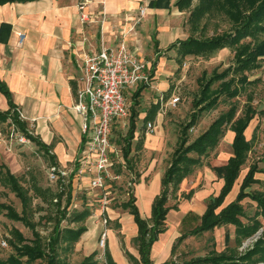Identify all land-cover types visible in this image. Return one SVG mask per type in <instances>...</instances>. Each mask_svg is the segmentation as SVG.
<instances>
[{
	"label": "crops",
	"instance_id": "crops-1",
	"mask_svg": "<svg viewBox=\"0 0 264 264\" xmlns=\"http://www.w3.org/2000/svg\"><path fill=\"white\" fill-rule=\"evenodd\" d=\"M175 1L14 0L0 3V81L5 84L9 93V98H7L0 90V111L8 110L11 103L14 105L20 120L25 125L27 134L46 147L47 154L42 151L49 158L51 166L64 169L68 163L74 162L72 169L66 171L69 177L65 183H62L63 188H67L70 179L73 180L75 170L83 159L82 118L72 107L74 92L82 87L80 80L82 53L95 52L102 36L109 47L116 46L122 39L133 55L147 61L150 78L148 84L150 85L146 87H150L158 78L164 77V88L157 92L159 99L151 103L147 110L139 111L137 119L141 118L142 125L136 128L133 140L136 143L132 146L133 141L131 142L129 156L131 169V163L136 166L137 177L132 193L134 206L139 217L144 221L151 219L152 204L160 194L162 177L170 165L180 137L178 136L175 140V148L170 161L167 162L165 153L168 154V152L164 150L166 142L160 131L155 130V120L162 115L163 96L161 92H168L171 84L167 78L168 74L157 75L159 69H156V63L160 60L153 59L151 62L145 59L146 54L156 58L159 52L155 51L165 49L161 46L163 33L168 34L165 36L166 43L183 40L190 34L186 33L183 28L188 10H179L175 6ZM140 9H144L143 15H140ZM136 20L139 21L137 24H135ZM18 33L22 34L21 39ZM136 89L137 87L131 88L126 92L131 97ZM248 103L251 105L250 101ZM154 104L157 105V109H154ZM147 111L154 113L153 118L148 121H153L150 133L140 131V128L145 126L143 118ZM257 112L260 111L256 109L255 115ZM251 120L244 131L245 138L250 144L252 138L247 139L246 132ZM229 131L232 134V143L234 133L227 129L225 134ZM231 143L229 144L231 152L226 162L232 156ZM113 147L114 157L120 164H124L118 146L113 145ZM4 153V148L0 143V165L9 169L7 161H4ZM152 156L154 157L151 158ZM223 165L213 166L203 171L193 184L190 181L192 186L187 188V179L193 173L192 170L182 179L177 191H169L166 202L168 211L165 216V230L158 235L150 248L149 259L152 264L186 262L174 261V249L181 241L196 235L192 234V231L199 227L208 199L217 197L223 187L224 181L215 171V168ZM242 167L234 183L237 185V191L234 196L229 197L234 188L233 185L230 193L224 198L223 207L236 199L241 181L250 166L241 177ZM258 174H264V172L255 174L257 180H259ZM118 208V210H108L109 219L116 221L115 226L118 232L116 234L112 229L108 230L107 250L114 264H133L129 261L128 255L136 260L139 259L134 242L138 234L137 225L128 211L122 210L119 206ZM192 221L195 225L187 231L188 224ZM79 226H84L86 230L74 244V250L80 251L81 255L86 258L95 253L92 246L93 240L89 237L93 231H97V226L94 224L91 229L87 227V224ZM221 227H216L211 231ZM211 231L200 232V234ZM233 231L236 240L234 227ZM191 259L194 258L189 260Z\"/></svg>",
	"mask_w": 264,
	"mask_h": 264
},
{
	"label": "trees",
	"instance_id": "trees-1",
	"mask_svg": "<svg viewBox=\"0 0 264 264\" xmlns=\"http://www.w3.org/2000/svg\"><path fill=\"white\" fill-rule=\"evenodd\" d=\"M14 0H0V3ZM196 2L193 6V2ZM175 6L179 10H188L186 24L190 32L199 31L203 33L204 26L200 25L203 17L212 12L221 11L227 15L230 20L241 23L232 31H228L218 36L199 38L189 34L183 40H176L171 43L167 49H175L179 58L186 56H209L222 48L234 49V62L219 71L212 70L208 76L203 72L197 79L199 91L193 98L192 103L195 111L191 113L190 119L182 128L179 137V144L175 149L170 165L165 171L161 180V191L152 204L151 219L144 221L134 206V198L130 193L126 201L119 207L128 211L133 216L137 225L138 234L134 239L137 246L139 259L136 260L128 255V259L133 264H152L149 259L150 248L158 235L165 230V216L168 211L166 207L169 191H177L178 185L186 176H188L194 167L200 165L201 157L209 150L217 147L224 137L227 129L233 133L231 143L232 156L225 165L215 168L216 173L223 179V187L217 197L208 199L206 211L201 217V223L198 228L192 231V234L211 231L216 227L233 226L236 235V244L239 246L243 240L252 237L262 226L257 219L261 217L264 220V194L261 192H251V186L260 183L255 178V174L264 172L257 165H251L248 172L241 181L239 192L236 199L222 206L224 198L230 193L234 183L239 177L241 167L245 162L246 155L251 149V144L246 140L244 131L249 121L254 117L256 109L249 103L245 106L242 115L237 116V105L232 100L236 98L242 88L249 84H254L258 79H249L247 71L258 68L261 56H264V40L258 42L259 35L264 31V6L257 0H176ZM245 15V11L248 10ZM248 36L250 39L241 42ZM147 84H141L131 95V101L128 107V127L125 136L120 140L111 142L118 146L121 157L130 167L131 142L136 133V119L139 115V96ZM0 90L9 98L8 90L5 84L0 81ZM220 101L230 102L228 109L220 113L209 125V127L196 137L193 141H188V131L193 128L203 112L210 111L218 106ZM154 109L157 105L154 104ZM154 111V110H153ZM153 112L147 111L143 121L146 125L153 118ZM11 120L18 131L25 135L32 143L40 147L47 154V149L39 141L30 137L25 131V125L20 120L18 112L11 103L6 111H0V123ZM115 125L112 128V135ZM139 141V139H138ZM82 145L80 146L81 149ZM111 154L113 169L120 171L123 164ZM72 178V177H71ZM61 190L53 193L48 189L42 190L36 188L37 197L48 201L55 206V214L48 216L53 221V226L47 239L44 240L36 230V224L31 221L33 207L32 198L21 183L20 178L10 172L8 168L0 165V184L4 185L18 199L21 205V212L18 213L12 206L0 203V213L3 216L16 223H21L32 232V240L28 241L23 234L15 227L9 230V236L5 238L8 255L6 258L0 256V264H59L58 250H73L74 244L78 242L80 236L85 232L84 226L76 228L71 224L81 223L90 215L89 208L81 211L68 212L71 205V179L67 188H63L62 183L57 180ZM65 196V205H62V198ZM249 199L255 203L257 212L253 217L246 216L241 202ZM245 219L246 222H242ZM66 222V226H61ZM70 224V225H69ZM264 235L259 237L252 247L244 253H237L235 249L228 253H211L207 256L194 258L182 264H259L264 262ZM105 264H114L105 247ZM94 255L86 257L80 264H97ZM163 264H175L174 262Z\"/></svg>",
	"mask_w": 264,
	"mask_h": 264
},
{
	"label": "rangeland",
	"instance_id": "rangeland-1",
	"mask_svg": "<svg viewBox=\"0 0 264 264\" xmlns=\"http://www.w3.org/2000/svg\"><path fill=\"white\" fill-rule=\"evenodd\" d=\"M262 6H264V0H257ZM196 2H193L192 6ZM249 9L245 11V15ZM187 16V14H186ZM186 17L184 18V20ZM230 20L227 15H224L221 11L212 12L211 14L203 17L200 25L204 26L203 33L200 35L199 31L190 32L186 21L183 22V28L186 33H191L199 38H206L210 36L222 35L225 32L232 31L236 26L241 23ZM139 21L136 20L135 24ZM264 26V19H263ZM167 33L162 34L163 41L161 46L165 49H157L155 52L156 58L148 56L146 54L145 59L153 62V59H158L156 64L157 75H169L171 89L167 92H161L163 100L161 102V113L155 120V130L160 131L166 144L164 150L165 158L170 161L172 151L174 150L175 140L181 134L182 128L186 125L190 119L191 113L195 111L192 100L199 91V85L197 82L198 77L203 73L209 76L212 70L218 69L221 71L225 67L231 65L234 62V49L223 48L217 50L209 56H186L179 58L175 49H167L171 43H166L165 36ZM103 37V36H102ZM101 38V37H100ZM250 38L246 36L241 42H246ZM122 40V39H121ZM264 40V31L259 35L258 42ZM105 41V40H104ZM120 42V41H119ZM118 42V43H119ZM152 46V45H151ZM150 46V48H151ZM167 47V48H166ZM259 67L247 71L249 79H258L254 84H249L241 89L240 94L232 100L238 107V115H242L243 110L247 103L250 101L251 105L260 112H257L255 117L251 120L249 128L246 132L247 139H251L252 148L247 154V159L242 167L241 177L247 172V169L252 164H257L260 169H264V56H261L259 60ZM164 77L155 80L150 87L141 93L139 98V111L147 110L151 103H153L159 95L157 92L164 88ZM148 84L147 86H149ZM179 97L178 102L173 106L171 105V99L173 97ZM75 98V92H74ZM126 99L129 103L131 97L126 92ZM161 101V100H160ZM230 105V102L220 101L218 106L210 111L203 112L199 117L196 125L188 131V141L191 142L201 133H203L210 123L222 112L226 111ZM117 125L113 130L112 140L117 141L125 136L128 119L124 121H117ZM153 122V121H152ZM151 122V123H152ZM136 128L138 129L142 125V120L136 119ZM153 125V123H152ZM148 132L146 125L140 128V131ZM18 129L13 125L10 119L0 123V143L4 148V161H7V167H9L11 173L20 178L21 185L27 189L28 194L32 198V217L31 221L36 224V230L42 236L44 240L47 239L53 226V221L48 219V216L55 214V206H52L48 201H44L38 198L36 195V188L42 190L48 189L53 193H57L60 189L59 183L51 181L49 177V168L51 162L49 158L43 153L35 143H31L28 139L27 143H20L19 137L22 136ZM216 148L209 150L203 157H201L200 166L193 169V173L187 179V188L192 186L194 180L198 175L203 173L207 169H211L213 166H220L226 162L231 150L229 144L231 143L232 134L229 131ZM136 142L133 141L132 146ZM133 153V152H132ZM132 155V154H131ZM152 156L151 158H153ZM73 161L67 164V167L58 168L64 171H69L73 167ZM132 169L127 167L124 162L120 171H116L118 180L110 184L108 187V196L111 201L107 207L105 213L101 214L99 209V192L91 190L86 179H81L75 176L72 180L71 190V205L68 208V212L81 211L84 208H89L91 211L90 217H88L83 223L69 224L71 227L76 228L81 224H87L90 229L97 226L89 238L93 240V249H95L94 260L97 264H105L104 248L107 246L108 230L112 229L117 234L116 221L109 219V209L118 210V206L126 201L129 194L133 193L134 182L136 181V166L131 163ZM257 178L260 180L259 184L251 186L249 191L261 192L264 194V174H258ZM192 184H191V182ZM237 191V185H234L233 190L229 194V197L235 195ZM65 196L62 198V205H65ZM0 203H5L12 206L18 213L21 212V205L18 199L11 193L4 185L0 184ZM246 216L253 217L257 212L255 203L246 199L241 202ZM106 218L107 224L104 225V219ZM262 228L251 239L243 240L242 243L237 246L234 238L233 227H221L214 231L207 233H199L195 236H191L181 241L174 249V261L182 262L187 261L190 258L203 257L211 253H228L231 250L239 254L244 253L259 237L264 235V220L261 217L257 218ZM242 222H246L245 219H241ZM66 222H62L61 226H66ZM195 223L192 221L188 224L189 231ZM15 227L23 236L28 240H32V232L23 226L21 223L12 222L6 219L3 214L0 213V256L6 258L8 255V249L2 247L1 243L6 242L5 238L9 236V230ZM188 233V232H186ZM106 234L105 243L100 244V240ZM264 238V237H263ZM92 244V243H91ZM75 246V245H74ZM92 249V250H93ZM84 256L80 251H75L74 247L70 253L68 251L58 250L59 264H79L83 260ZM259 264H264L261 262Z\"/></svg>",
	"mask_w": 264,
	"mask_h": 264
},
{
	"label": "built area",
	"instance_id": "built-area-1",
	"mask_svg": "<svg viewBox=\"0 0 264 264\" xmlns=\"http://www.w3.org/2000/svg\"><path fill=\"white\" fill-rule=\"evenodd\" d=\"M139 13L143 15L144 9H140ZM17 35L22 38L21 33ZM80 71L82 87L75 91L72 107L82 118L84 145L83 159L75 170V176L86 179L89 188L99 192V209L103 214L111 201L108 187L118 180L112 168V128L117 121H124L128 116L126 91L148 84L149 71L147 61L133 55L124 40L109 47L103 37L95 52L82 53ZM178 100L179 97H173L171 105L174 106ZM146 127L151 132L152 123L147 122ZM27 141L25 135L19 137L20 143ZM48 174L51 181L59 180L61 183L69 177L66 171L55 166L49 168ZM103 223L107 224L106 218ZM105 237L106 234H103L101 245L105 243ZM1 246L6 247V242L3 241Z\"/></svg>",
	"mask_w": 264,
	"mask_h": 264
}]
</instances>
